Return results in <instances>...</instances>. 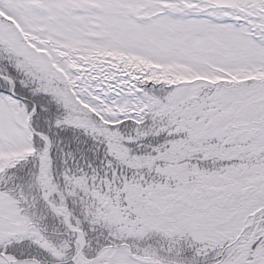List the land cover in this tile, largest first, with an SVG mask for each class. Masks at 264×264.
<instances>
[{
  "label": "snow or ice",
  "instance_id": "obj_1",
  "mask_svg": "<svg viewBox=\"0 0 264 264\" xmlns=\"http://www.w3.org/2000/svg\"><path fill=\"white\" fill-rule=\"evenodd\" d=\"M0 264H264V0H0Z\"/></svg>",
  "mask_w": 264,
  "mask_h": 264
}]
</instances>
